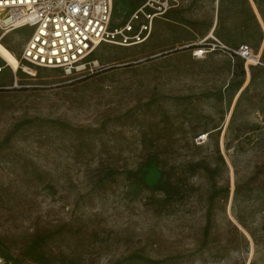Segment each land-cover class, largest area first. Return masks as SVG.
<instances>
[{
    "label": "rangeland",
    "instance_id": "obj_1",
    "mask_svg": "<svg viewBox=\"0 0 264 264\" xmlns=\"http://www.w3.org/2000/svg\"><path fill=\"white\" fill-rule=\"evenodd\" d=\"M182 1L261 65L150 39L36 68L0 29V264H264V0Z\"/></svg>",
    "mask_w": 264,
    "mask_h": 264
},
{
    "label": "built area",
    "instance_id": "obj_2",
    "mask_svg": "<svg viewBox=\"0 0 264 264\" xmlns=\"http://www.w3.org/2000/svg\"><path fill=\"white\" fill-rule=\"evenodd\" d=\"M114 0H0V29L4 34L30 28L22 60L36 68L85 71L87 59L102 44L139 46L149 40L152 26L171 8L172 0H146L123 26L112 27ZM195 46L193 56L222 51L250 66L261 65L260 56L241 44L228 48L215 41ZM7 63L0 68V73ZM205 140L197 138L198 143Z\"/></svg>",
    "mask_w": 264,
    "mask_h": 264
},
{
    "label": "crops",
    "instance_id": "obj_3",
    "mask_svg": "<svg viewBox=\"0 0 264 264\" xmlns=\"http://www.w3.org/2000/svg\"><path fill=\"white\" fill-rule=\"evenodd\" d=\"M189 3H192V1ZM172 4L167 14L157 18L153 23L152 33L149 38V40L151 39V50L160 51L185 48L193 51L195 46L200 45L205 40H211V37H214V40L222 44L242 41L240 38L230 39L229 35L225 33V30H218L217 17L216 19L207 20L204 28H201L199 27V23H202V20L198 19L192 11L191 6L188 8H185V6L182 7L184 5V1L182 0H172ZM204 7H208V4H205ZM210 21L212 22L210 23ZM238 46L232 48H237Z\"/></svg>",
    "mask_w": 264,
    "mask_h": 264
},
{
    "label": "bare ground",
    "instance_id": "obj_4",
    "mask_svg": "<svg viewBox=\"0 0 264 264\" xmlns=\"http://www.w3.org/2000/svg\"><path fill=\"white\" fill-rule=\"evenodd\" d=\"M20 27H16L14 30H17V29H19ZM9 33H6L2 38H1V40L3 39V38H5L7 35H8ZM212 39L214 38V37H211ZM144 44V43H143ZM101 46V45H100ZM99 46V47H100ZM98 47V48H99ZM97 48V49H98ZM96 49V50H97ZM203 58V57H202ZM2 59V61L3 62H5V63H7V67H9V68H11V70L13 71L14 70V67H13V64H12V62H10L8 59H5V58H1ZM17 68H19V69H24V70H27V69H25L24 67H21L20 65H17ZM83 72V71H82ZM68 73H70V72H68ZM31 75H33V74H31ZM206 136L207 135H205L204 137L206 138Z\"/></svg>",
    "mask_w": 264,
    "mask_h": 264
}]
</instances>
